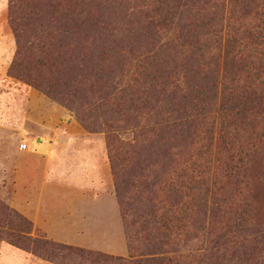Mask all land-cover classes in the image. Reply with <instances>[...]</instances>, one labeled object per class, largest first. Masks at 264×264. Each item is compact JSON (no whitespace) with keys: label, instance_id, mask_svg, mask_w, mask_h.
I'll list each match as a JSON object with an SVG mask.
<instances>
[{"label":"rangeland","instance_id":"rangeland-1","mask_svg":"<svg viewBox=\"0 0 264 264\" xmlns=\"http://www.w3.org/2000/svg\"><path fill=\"white\" fill-rule=\"evenodd\" d=\"M7 1L0 0V202L8 208L6 213L0 212V264H93L88 252L127 258L129 246H135L137 257L144 256L141 253L148 252L150 240L139 231V223L131 228L133 239L127 238L110 154L116 157L118 174L129 177L134 190L140 184L152 183L157 199L167 197L172 189L173 171H194L210 184L211 178H218L219 168L213 155L207 157L208 163L205 158V146L212 140L210 147H214L217 137L214 106L208 105L219 100V93L205 94L207 101L200 102L196 98L205 100L204 95L194 91L196 98L188 97L182 103L188 120L196 122L184 146L174 139L178 148L169 150L161 142L157 149V136L152 134L136 142L132 127L135 113L130 109L129 120H123L116 108L117 104L127 108L138 101L122 89L127 94L134 87L146 91L135 81L140 82L143 73L158 80L168 77L182 81L183 87V75L187 73L177 65L179 57L165 48L164 40L138 37L134 20L152 12V1L120 8L108 0H89L94 5L89 11L90 36L83 48L66 36L65 22H54L42 36L23 42V56L18 60ZM78 52H85L81 63L76 59ZM77 67L81 75L73 81ZM25 74L43 78L47 86L56 85L66 103L31 84ZM79 80L86 83L77 85ZM91 83L100 93L92 94ZM192 103L198 105L196 111L191 110ZM154 104L150 101L146 105ZM251 112L248 121L259 139L258 160L244 166L247 174L239 177L238 185L230 182L225 187L230 196L219 194L215 217L207 211L205 222H213L212 227L207 223L197 225L198 216H205L200 214L198 188L186 190L182 221L178 223L183 229H172L171 240L162 245L174 264H264V106ZM136 120L155 131L158 127L154 122L160 121L152 111L150 115H137ZM108 132L119 138L111 148ZM177 151H182V156ZM29 154L34 156L27 159ZM142 158L146 161L140 163ZM28 161L35 167V177L25 167L21 172V164ZM22 185L35 190L34 213L19 206ZM141 190L144 198L152 195L149 187ZM202 197L208 204L214 201L210 195ZM22 218L30 222L28 232ZM16 234L24 243L10 242ZM215 243L219 245L217 257L210 259L208 249ZM55 244L84 251L67 252Z\"/></svg>","mask_w":264,"mask_h":264},{"label":"trees","instance_id":"trees-1","mask_svg":"<svg viewBox=\"0 0 264 264\" xmlns=\"http://www.w3.org/2000/svg\"><path fill=\"white\" fill-rule=\"evenodd\" d=\"M131 1L108 0L109 3L120 8L144 5L146 0H135V3ZM149 1H152V12L135 18L134 28L137 30L139 39L143 37L150 41L164 40L165 48L172 51V55L176 58L179 57L180 63L178 62L177 65H181L187 72L183 75L184 86L180 87L182 81L177 82L168 77L158 80L155 75L143 73L139 77L140 82L136 79L135 81L136 85L147 90L134 87L131 88L134 91L127 94L125 89H122V93L131 95L138 102H132L127 108H121L117 104L116 112H120L119 116L122 115V119L127 121L130 118L128 111L131 109L135 113V123L132 127L136 142L139 137L143 138L152 134L157 136L155 140L157 149L161 142L166 143L169 150L176 149L179 144L174 143V139L184 146V141L189 137L191 129L196 128L195 120L192 122L188 120L189 114H186L182 103H186L188 97L196 98L193 95L194 91L204 95L205 100L199 96L196 98L200 102L207 101L205 94L213 92L216 96L218 92L219 100L214 101L211 98L213 101L208 105L214 106L213 117L217 127V137L214 147H210L212 140L207 143L208 145L206 144L205 158L208 163L210 160L207 157L214 156L213 162L218 164L219 174L215 180L211 178L212 181L209 184L207 178L199 176L194 171L190 173L173 171L175 183L172 184V189H169L167 197L157 199L154 196V190L150 187L152 183L149 186L140 184L134 190L130 178L118 174L116 157L110 154L115 178V194L120 204L127 238L129 241L133 239L131 228L135 223H139V231L146 233L150 240V247L147 248L148 252L141 253L144 255L142 257L136 256L135 246H129L130 252L127 258L88 252V258L93 264H174L173 258L167 255V250L163 249L162 245L168 244L171 240L172 229H179L182 226L178 223L182 221L180 214L185 208L183 199L188 195L186 190L192 191L198 188L197 200L198 203L201 201L200 214L205 215L209 211L208 213L215 217L216 214H213L214 209L217 210L215 205L220 206L221 201L219 194L230 196L226 194L225 187L231 185L230 182L238 185L239 177L247 174L244 166H250L259 157L260 148L256 143L259 139L251 130V122L248 120L253 113L251 112L253 108L260 109L264 106V0ZM7 2L9 24L18 47L17 60L23 56V42L28 37L42 36L45 29L54 22H65L66 36L82 48L90 36L88 22L89 11L94 5L92 1L8 0ZM95 6H98V3ZM83 53L76 54L78 63L84 61ZM60 73L64 75L62 71ZM80 75L79 67H77L73 81H76ZM25 76L31 84L44 89L59 101L63 99L62 101L66 103V98L59 96V88L56 85L47 86L46 81L41 77L28 74ZM84 83H86L85 80L77 81V85ZM94 84L89 85V90L92 94H94L93 91L100 93L101 90L93 88ZM140 93L141 96H139ZM139 99L142 100L139 102ZM150 101H154L156 105H146ZM190 107L192 111L198 109V105L194 103ZM151 111L160 120L154 122L155 127H158L156 131L147 127L146 124H138L136 120L137 115H150ZM137 126H139L138 129ZM107 140L108 147L111 148L113 142H117L119 138L112 132H108ZM120 143L127 144L124 141ZM181 152L177 151V154L179 153L180 156ZM144 161L146 160L142 158L139 162ZM244 182L248 186L247 181ZM148 187L152 195L144 198L141 189H148ZM235 189L240 188L235 186ZM202 195L206 197L210 195L214 201L208 204L207 200L203 201ZM143 206L147 210L142 211ZM248 206L250 207V204ZM7 209L0 202V212L6 213ZM206 216H198V226L207 223L212 227L213 222H205ZM21 220L25 225L24 230L28 232L29 220L25 218ZM158 228L162 230L158 231ZM12 237L10 239L12 244L24 243L21 240L22 236L16 234ZM54 246L67 252L84 251L81 248L74 249L60 244ZM217 246L219 247L215 243L209 247L210 259L217 257Z\"/></svg>","mask_w":264,"mask_h":264},{"label":"crops","instance_id":"crops-1","mask_svg":"<svg viewBox=\"0 0 264 264\" xmlns=\"http://www.w3.org/2000/svg\"><path fill=\"white\" fill-rule=\"evenodd\" d=\"M42 152L45 151L44 148H41ZM48 154H51V151L48 152ZM34 156V154H29L27 157V159L29 157H32ZM26 159V160H27ZM23 167H25V169L27 170V172H31L33 173V177H35V167L31 164V161H28V162H25L23 164H21L20 168H21V172H23ZM21 180H22V177H21ZM35 181H33V184L35 185L34 183ZM22 184V182H20ZM36 189V188H35ZM37 197H36V194H35V190L31 191L29 190V186L25 187V185H22L20 190H19V196H18V203H19V206L21 208L22 211H25L27 213H34V210L33 207L37 204Z\"/></svg>","mask_w":264,"mask_h":264}]
</instances>
